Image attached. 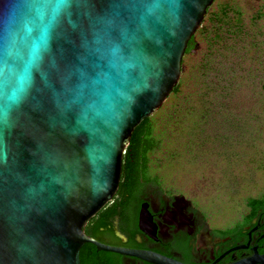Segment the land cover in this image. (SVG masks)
<instances>
[{"label": "water", "instance_id": "water-1", "mask_svg": "<svg viewBox=\"0 0 264 264\" xmlns=\"http://www.w3.org/2000/svg\"><path fill=\"white\" fill-rule=\"evenodd\" d=\"M215 1L0 0V264H81L88 242L188 264L84 228L117 194L133 132L180 82Z\"/></svg>", "mask_w": 264, "mask_h": 264}, {"label": "rangeland", "instance_id": "rangeland-1", "mask_svg": "<svg viewBox=\"0 0 264 264\" xmlns=\"http://www.w3.org/2000/svg\"><path fill=\"white\" fill-rule=\"evenodd\" d=\"M228 2L244 11L249 50L239 55L224 41L216 46L212 72L204 77L197 73V80L189 79L180 94L168 97L162 109L192 94L191 103L198 109L208 106L210 117L201 131L178 138L170 150L177 153L174 158L157 154L161 168L155 173L161 183L152 185L196 201L211 223L235 220L250 198L264 195V18L257 25L251 21L258 10L264 11V0H216L213 8ZM209 51L201 37L182 77L185 72L189 77L191 65L202 63Z\"/></svg>", "mask_w": 264, "mask_h": 264}, {"label": "flooded vegetation", "instance_id": "flooded-vegetation-1", "mask_svg": "<svg viewBox=\"0 0 264 264\" xmlns=\"http://www.w3.org/2000/svg\"><path fill=\"white\" fill-rule=\"evenodd\" d=\"M196 201L174 190L143 185L121 193L86 224L85 232L112 246L149 250L188 264H241L264 259V203L248 204L235 220H208ZM81 264H153L86 243Z\"/></svg>", "mask_w": 264, "mask_h": 264}, {"label": "trees", "instance_id": "trees-1", "mask_svg": "<svg viewBox=\"0 0 264 264\" xmlns=\"http://www.w3.org/2000/svg\"><path fill=\"white\" fill-rule=\"evenodd\" d=\"M256 14L251 17L252 24L255 25L264 18V11L258 10ZM245 26L244 11L239 5H232L229 2L218 4L216 8H213L212 5L208 9L203 25L189 41L183 59V71L186 70L184 68L188 65L187 57L192 55L198 48L201 37L207 41L210 51L205 55L204 61L198 66L191 65L189 77L185 72L171 94H180L182 86L189 79H198L197 73H199V77H204L212 72V64L215 62L218 52L216 46H220L224 41L230 42V48L239 55L242 49L247 52L249 49L245 37L251 36V34L245 31ZM237 48L241 50L237 51ZM262 91L264 99V80L262 82ZM191 95H188L184 100L174 102L168 109L163 108L165 111L160 108L136 127L132 134L131 142L124 153L123 171L119 188L121 193L136 191L143 185H160L161 178L155 173L157 168H161L157 154L162 153L165 158L167 156L171 159L174 158L177 153L170 150L173 148L174 143L179 141L178 138L183 133H185L186 137L192 135L194 129H198V132L201 131L200 128L203 122L210 117V112L206 105H204L206 107L201 109L193 105L191 103ZM192 117L194 120H192ZM189 120L193 121L192 125ZM187 126L191 129L190 131L188 130L189 132L184 131L185 128H188ZM263 203L264 195L249 199V204L251 205H262Z\"/></svg>", "mask_w": 264, "mask_h": 264}]
</instances>
